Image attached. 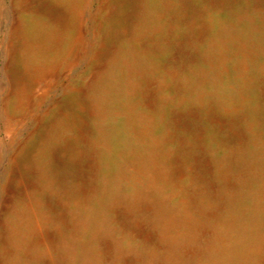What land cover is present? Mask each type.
I'll return each instance as SVG.
<instances>
[{"label":"rangeland","instance_id":"obj_1","mask_svg":"<svg viewBox=\"0 0 264 264\" xmlns=\"http://www.w3.org/2000/svg\"><path fill=\"white\" fill-rule=\"evenodd\" d=\"M0 264H264V0H0Z\"/></svg>","mask_w":264,"mask_h":264}]
</instances>
